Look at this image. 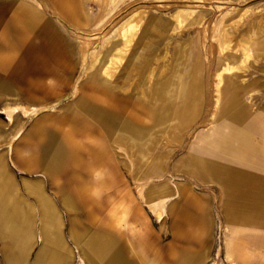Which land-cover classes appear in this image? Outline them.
Returning a JSON list of instances; mask_svg holds the SVG:
<instances>
[{
    "label": "crops",
    "instance_id": "0c3cea01",
    "mask_svg": "<svg viewBox=\"0 0 264 264\" xmlns=\"http://www.w3.org/2000/svg\"><path fill=\"white\" fill-rule=\"evenodd\" d=\"M3 1H0V69H6L16 60L18 73L27 81V87L20 91L13 81L0 77V101L4 102L0 106L17 103L37 108L59 100L71 88L72 76L76 70L75 51L73 45H70L73 41L64 28H59L58 22L46 18L39 2ZM46 2L58 8L55 0ZM83 3L84 0H78V7L84 18L88 19L82 8ZM2 4H5V8ZM14 6L16 7L11 17L3 25L4 10ZM62 16L65 17H62L64 21L70 20L64 13ZM21 32H25V36L22 37ZM255 32L251 36H256L258 30L255 29ZM253 59V63L261 61V65H264L262 53L258 52ZM250 68L255 66L252 64ZM259 68L264 69V66ZM32 75L42 76V79H30ZM232 77L225 78L226 88L217 112H231L238 105L231 90ZM93 90L95 93L100 92L98 87ZM80 93L90 94V90L83 84ZM136 101L139 100L136 98ZM99 105L109 111L98 114L103 117L102 120L98 115L92 117L85 112H42L30 120L20 114L23 119L20 124L21 131L13 141L19 139L22 144V149L16 154L17 164L20 171L29 176L22 181L23 194L19 193L8 171V162L13 167H16V162L8 159L3 151L11 145L7 144L15 133V125L0 123V260L4 264H70L72 253L64 243L65 225L68 226L69 239L77 247L81 264H145L134 253V247H130L129 252L139 258V262L133 257H126L121 236L111 230H95L89 224L96 223L94 208L99 205V194L112 188V184L107 182L112 174L103 173L105 169L101 171L102 167L95 166L107 165L106 160L102 161L105 150L101 140L105 133L107 137H112L113 132L120 128L122 136L118 135L114 139L113 147L119 150V145L127 146L132 156V163L125 158L130 163L127 170L130 176L134 175L132 166L136 156L150 160L149 168L152 171L162 170L163 158H159L161 155L153 154V149L146 145L143 149L139 146L142 134H149L152 130L143 123L144 120L150 122L148 115L151 114L146 110L141 115H138V112H113V105ZM235 113L218 117L208 131L196 134L188 148L189 153L181 160L182 176L203 183H213L220 189L223 197L220 208L230 232L224 246L227 259L235 264H264V143L260 138L261 142L256 145L254 135L257 132V124L253 120L239 126L231 125L227 121L217 124V121L230 119L234 115V119L238 121L240 115ZM176 115L177 112H174L172 116L176 122L175 130L179 125ZM88 119L98 125L96 133L100 139L88 133L84 126L85 120ZM27 122L28 127L25 126ZM105 122H109V125ZM258 123L261 126L258 131L264 132V118L259 119ZM187 128L184 131H187ZM226 128L243 134L252 144L220 134L213 141V149L217 151L212 149L207 152L198 142L201 136L212 138L213 132ZM225 138L228 141L225 140L224 143L222 140ZM219 142L230 147V150H244L247 155H232L228 147H225V152L224 147L218 146ZM181 145L182 140L177 146ZM208 165L212 170L224 169L227 176L217 171L214 173L212 170H204ZM94 171L101 173L93 174ZM92 180L98 183L92 184ZM152 181L149 179L136 182L135 186L140 200L147 207L146 202L157 198L167 200L161 217H157L148 208L157 220L170 219L172 239L167 245L166 253L173 259L172 264H203L209 253L207 236L210 231V216L207 201L197 195L193 187L179 183L176 189L178 202L169 206V197L166 194L161 193L153 199L148 197L147 186ZM46 186L56 197L57 203L48 193ZM82 209L86 215L83 219L80 216ZM115 223L111 221L108 226L113 229ZM184 226H188L187 229ZM182 239L192 241V249L178 247ZM36 240H39L41 245L33 261L28 263V254ZM150 264L168 263L154 258Z\"/></svg>",
    "mask_w": 264,
    "mask_h": 264
},
{
    "label": "rangeland",
    "instance_id": "374dc122",
    "mask_svg": "<svg viewBox=\"0 0 264 264\" xmlns=\"http://www.w3.org/2000/svg\"><path fill=\"white\" fill-rule=\"evenodd\" d=\"M34 1L40 3V6L45 12L46 18L51 19L56 23L58 22V26L64 28L68 33L70 40L74 43L76 70L72 76L71 88H69L66 95L63 96L64 98L62 97L63 99H59V103H56L57 101L48 103L49 105L55 106L53 112H66L68 107H75L74 102L78 98V93L74 94V96H70L76 80L78 79L76 86L82 88L83 84L88 79L84 77L78 78L80 73V40L78 37H75L74 33L82 35L83 32L74 29L73 23L59 19V15L54 11L61 16L62 14L55 5L48 4V2H46L47 0ZM136 3H140V5L143 6H149L150 4L151 9H153L156 12L155 14L160 17L163 16L170 19L175 13H180L184 17L186 16V18L182 19V30L180 32L175 31L165 36L161 41L156 40L155 46H153L154 48L152 47L150 53H146L142 49L137 52L140 56L147 55L151 58H158L159 55L162 56L165 50L168 54L165 63V65H167L166 71L162 70L161 67L163 63L161 61H155L156 63H152V85L144 86L145 90H147V98L143 100L138 99L143 104V111L142 109L141 111L144 112V110H146L148 114H151L148 115L150 122L144 120L143 123L152 129L149 134H142L141 137L143 138L141 139L139 146L143 149L146 145L153 149V154L161 155L159 158H163L162 170L160 172L152 171L149 168L150 160L140 159L136 156L133 160L134 166L132 168L134 175L130 176L127 171L129 167L128 161L125 159L122 152L113 147L114 139H116L118 135L122 136L120 128L118 127L113 132L112 137H107L105 133L103 135L104 138L101 140L105 150V155L102 161L106 160L107 165L100 166L96 164L95 166L102 167L100 168L101 171L102 169H105L102 171L103 173L106 172L107 174H112V176L107 179V182L112 184V188L99 194V205H96L94 208L97 220L93 225H89L95 230H111V232L121 236V242L128 259H132L133 257L136 262H139L140 258L145 264H150L154 258H157L162 262L172 264L173 259L166 253L167 245L172 239L170 219L166 218L164 221H159L153 216L149 208L140 200L135 183L145 182L146 180L152 179L153 181L147 186L148 197L153 199L161 193L166 194V196L169 197V202L167 204L169 206L170 204L178 202L176 189L179 183L187 184L190 187H193L195 193L204 198L208 203V214L210 216V231L207 236L209 253L208 258L203 264H235L230 262L224 254L225 242L229 239L230 232L228 231V227L224 221V216L220 208L221 200L223 198L220 189L213 183H203L197 180L195 181L191 177L182 176L181 160L187 153H189L188 148L194 141V137L197 133L208 131L218 117L230 113H238L240 119L238 121L235 120V115L233 114L234 116L230 119L225 118L224 120H219L217 121V124L227 121L231 125L239 126L253 120L257 124V132L254 135L256 145H259L260 138H262L261 141L264 143V132L258 131V128L261 129V126L258 123L259 119L264 118V69L259 68L264 65H261V61L253 63L251 60L249 63L242 66L243 73L237 71L235 76L230 78L231 90L233 95L235 94L234 100L238 104L237 107H235V110L231 112H215L212 105L215 94L214 85L216 84V79L214 77L215 74L221 72L223 68H226L227 63L235 65V63H237L242 57L238 52H236V54H228L227 57H222L219 53L220 46L218 40H221L220 28L222 25L219 20L223 17L228 20H239L242 23V26L238 28L240 39L241 36L249 30L248 28L253 20L252 22H254V26L250 31V34H253L258 26L257 17H264V0H108L102 17H100L96 23H94V20L100 14L98 4L94 1L84 0L82 7L84 9V14L88 16L91 23L93 22L89 26L88 31H91L90 33L92 34L94 33V36L99 37L103 35V32L110 28H118L120 26V20H124L130 11L138 7V5L136 6ZM1 6L5 8V4H2ZM15 7L16 6L11 7L9 10H4L3 25L9 20ZM243 10H247L248 13L245 14V17L244 15L240 17ZM190 14L192 15L191 17L189 16ZM198 14L203 15L202 22L200 24H191V18H195ZM229 31L233 30L229 29ZM110 32V34L102 37L100 42L92 41L90 47L92 46V48H94L100 43L104 48H108L110 43L116 41L114 38V28ZM214 39H216L217 42ZM263 44L264 37L257 39L254 42V46L250 49V55H252V58H255V55H258V52L264 55ZM232 45L234 46V42ZM16 63L18 62L15 60L14 63L6 69H0V77L13 81L17 89L24 91L27 87V81L23 76L21 77L19 75ZM196 63H199L200 65L201 75L200 111L197 113V120L195 123L191 128H187V133H180L181 131L178 132V130H175L174 128L176 122L172 119V116L177 109L185 104L189 88L196 76ZM252 64L255 68H250ZM92 76L97 78L96 70H94L93 74L88 77L90 78ZM224 76L230 77L229 74H224ZM35 77L42 79V76L35 75L30 76V79H35ZM137 80L140 81V84L142 85L146 82L144 79ZM181 86H183V91L182 94L179 95V89ZM138 91L139 92H137L136 87L132 85L128 92V95H130L132 100L135 101L138 95L139 97L141 96V89ZM3 103L4 102L0 101V104ZM10 105L12 107H23L17 103ZM4 107L5 105L0 106V123L11 125L7 116L2 112ZM21 117L22 116L19 113L15 115L14 122L11 125H15L14 131H16L21 122H23ZM28 123L29 122L26 123V127H28ZM84 126L88 130V133H91L90 135L92 137L100 139L99 134L96 133L98 125L92 123L88 119L85 120ZM232 131L233 129L231 128L222 129V131L213 132V134H211L212 138L201 136L198 138V142L202 144V147L207 152H210L214 147L213 141L217 135L231 134L233 133ZM145 138H147V140H145ZM165 139L170 141V144L167 146L165 145ZM124 140L126 141L125 135ZM181 140L182 145L179 147L177 145H179ZM120 142L124 143L121 140ZM21 149L22 144L18 139L13 141L8 148H4L3 151L6 152V157L8 159H12V161L16 162V167L11 166L8 162V171L11 174L19 193L23 194L22 181L29 176L21 172L20 166L17 164L18 161L16 159V154ZM214 151H217V149ZM203 169L212 170V167L208 165ZM215 169L218 170L213 169L212 171H214V173L220 172L222 175L223 173L226 175L224 169ZM101 171H94L93 174L101 173ZM94 182L98 183V181L95 180H92L91 183L93 184ZM228 184L233 185L232 182H228ZM46 187L48 193L54 197L48 186ZM54 200L57 203L56 197H54ZM166 203L167 202H165V204ZM60 210L63 216H65L62 209ZM114 214L115 216L113 217ZM80 216L82 219L85 218V210L82 209ZM111 221L116 222L115 225H113V229L108 226ZM187 227L188 226H184L186 229ZM37 231L38 226H36V232ZM67 231L68 226H63L64 243L72 253L70 264H81L77 247L69 239ZM190 243L193 242L182 239V243L179 242L178 247H182V249H192L194 245H191ZM40 245V241L36 240L33 248L28 254V263L33 261ZM1 247L2 245H0V248ZM130 247H134V253L139 257L138 259L135 255L129 252ZM0 264H4V262L0 260Z\"/></svg>",
    "mask_w": 264,
    "mask_h": 264
},
{
    "label": "bare ground",
    "instance_id": "6f19581e",
    "mask_svg": "<svg viewBox=\"0 0 264 264\" xmlns=\"http://www.w3.org/2000/svg\"><path fill=\"white\" fill-rule=\"evenodd\" d=\"M55 1L58 3V9L61 14L64 13L65 15L69 16V21L74 24V29L78 30L79 32H83L82 35L74 33L75 37H78L80 40V73L78 78H88L84 84L85 87L90 90V94L80 93V88L76 86L78 80L77 79L70 96H74V94L78 93V98L74 102L75 107H68L66 112H85L90 114L92 117L97 116L98 114L100 115V112L109 113L107 108L99 105L103 103L106 106L113 105V112H138V115H140V112L142 113L143 111L142 102L136 100V102L132 101V98L130 97V95H128V92L133 85L136 87L137 92H139L138 90L141 89V96L139 97L138 95L137 99H146L147 90H145L144 86L146 87L152 85V63L155 61H161L163 63L161 68L163 71H166L167 65H165V63L167 61L166 56L168 54L165 50L162 56L159 55L158 58H151L147 55L140 56L137 54V52L142 49L146 53H150L152 47L155 46L156 40L161 41L170 33H173L175 31L180 32L182 30V19L186 18V16L184 17L180 13H175V15L170 19L163 16L160 17L155 14L156 12L153 9H151L150 4L149 6H143L140 5V3H136V6L138 5V7L130 11L124 18V20H120V26L118 28L113 27L115 30L114 38L116 39V41H114V43H108V48H104L100 45V43L96 47L92 48V46L90 47L92 41L100 42L101 38L106 36L107 34H110V31L113 30V28H110L109 30L103 32L102 36L96 37L94 36V33L92 34L90 33L91 31H88L89 26L93 22L91 23L89 19L84 18L81 9L78 7V0ZM90 1L96 2L100 9L99 16L94 20V23H96L99 18L102 17V14L106 9V3L108 0ZM246 13H248V11L243 10L240 17H242L243 15L245 17ZM189 16L191 17L192 15L190 14ZM202 16V14H198L195 18H191V24H200L203 20ZM58 17L59 19L63 20L60 14ZM257 20L258 26L256 29L258 30V32L256 36L252 37L250 34V31L254 26V22H252V20L248 28L249 30H247V32L241 36V39L238 35V28L242 26V23L239 20H228L224 17L220 18L219 20L222 24L220 28L221 40H218V44L220 46L219 53L222 55V57H227L228 54H236V52H238L242 55V57L235 65L227 63V67L223 68L221 72H217L214 76L216 79V84L214 85L215 94L212 105L213 110L215 109V112L218 111V108L221 105L223 92L226 88V77L224 76V74L234 76L237 71L243 72L242 66L246 63H249L251 60H254L250 55V49L252 48L254 42L257 39L261 38L264 34V17L259 16L257 17ZM59 28L62 29L60 26ZM229 29H232L233 31H229ZM21 33L22 37L25 36V32ZM214 40L216 41V39ZM233 42L234 46L232 45ZM70 45H73L74 47V43L70 42ZM52 55L54 56V54ZM195 69L196 76L189 88L185 104L175 111L177 112L176 118L179 121L177 130L178 132L181 131L180 133H182L187 127L191 128V126L197 120V113L200 111L201 75L199 63L195 64ZM94 70H96L97 72V78L93 76L89 78L88 76L93 74ZM137 79H144L146 82L142 85L140 84L141 82ZM95 87L99 88V93L94 92L93 89ZM182 91L183 86H181L179 89V95L182 94ZM58 101L59 100H57L56 103H59ZM54 107V105L49 104H42L37 108H30L26 106L12 107L11 105H7L2 109V112L7 116V119L12 125L15 115L18 113L21 114L26 120H30L31 118L37 116L38 114H41L42 112H53V110L55 109ZM99 115L97 117L101 118L99 117ZM102 119L103 117L100 120ZM20 131L21 126L19 125L15 133L9 139L7 145H10L13 142V140L19 135ZM187 131L184 132L187 133ZM227 135H229L228 138H235L236 140L243 141L246 144H252L251 141L249 139H246L241 133H237L234 131L231 134H225V136ZM225 140L227 139L225 138L222 141H224L225 143ZM224 143L219 142L218 146H220L221 148L228 147L227 145H224ZM169 144L170 141L166 139L165 145L167 146ZM228 148L230 150V147ZM118 149V151L122 152L124 157L132 163V156L130 155V152H128L127 146L119 145ZM226 151L227 150L225 148V152ZM230 152L232 153V155H247L244 150H240L238 148L230 150ZM143 199L145 200V198ZM165 202H167V200L157 198L152 202H146V204L151 209L153 214H155L157 217H161L164 213Z\"/></svg>",
    "mask_w": 264,
    "mask_h": 264
}]
</instances>
